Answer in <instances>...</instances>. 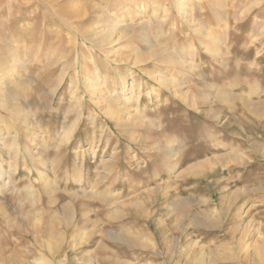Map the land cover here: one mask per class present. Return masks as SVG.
I'll return each mask as SVG.
<instances>
[{"label":"rangeland","instance_id":"obj_1","mask_svg":"<svg viewBox=\"0 0 264 264\" xmlns=\"http://www.w3.org/2000/svg\"><path fill=\"white\" fill-rule=\"evenodd\" d=\"M184 4L0 0V264H264V0Z\"/></svg>","mask_w":264,"mask_h":264},{"label":"bare ground","instance_id":"obj_2","mask_svg":"<svg viewBox=\"0 0 264 264\" xmlns=\"http://www.w3.org/2000/svg\"><path fill=\"white\" fill-rule=\"evenodd\" d=\"M177 2H178V9L179 10H181L182 9V7H184L185 6V4L184 3H186V8H188V0H176ZM135 5H134V8H136L137 9V11L139 10H141V5H138L137 3H134ZM158 6V5H157ZM159 6H163L162 4H159ZM163 8V7H162ZM105 10V9H104ZM193 10H192V8H190V9H187L185 12H184V20H185V22L190 26V28H192V29H197V21H196V19L194 18V15H193V12H192ZM153 13H155V10H153ZM165 16V15H164ZM97 24V23H96ZM96 24H95V26H96ZM100 25V24H99ZM97 28H99V27H97ZM110 28V26H106V27H102L101 28V31H99V32H97V33H95V36H94V38L92 39L93 41H95V42H97V41H99L101 44H102V47L103 48H108V47H113L114 45H117V43L119 42V40H121V38H119V39H115V36L114 35H111V34H108L107 33V30ZM93 29H96V27H94V28H92V30ZM115 31H121V29H120V27H119V24H115ZM123 31V30H122ZM264 33V29L262 30V32H261V34H263ZM91 34V32H89V33H87V36L86 37H88L89 35ZM85 37V38H86ZM207 49H209L208 47H207ZM152 57V56H151ZM148 60H151V59H149L148 58ZM145 60L144 59H142L141 57H135V59L132 61L133 62V64L134 65H139V64H142L143 62H144ZM4 72H2V71H0V77H2L3 76V78H6V75H4L3 74ZM97 74V73H96ZM98 75V74H97ZM99 76H101V75H99ZM85 77H83V79H84ZM88 80H87V84H89L88 85V92H90L89 93V99H91L92 101L93 100H95L94 99V97H95V95H96V93L97 92H101V93H103L102 91H105V89H104V86H101V84H102V81H101V78H93L92 77V79L91 78H87ZM106 82V81H105ZM159 83H161V82H159ZM132 86H134V83H132L131 84ZM131 86V87H132ZM109 87V86H108ZM141 91V90H140ZM149 92V91H148ZM111 93H112V91H111ZM88 94V93H87ZM110 94V93H109ZM139 96H140V94H138ZM86 97V96H85ZM133 97V96H132ZM138 98V97H137ZM81 99V98H80ZM98 99V98H97ZM83 101V100H82ZM131 101V100H130ZM139 101V100H138ZM137 101V102H138ZM103 108V107H102ZM107 113H109L110 115H114L115 114V111L113 110V109H111L109 106H105L104 108H103ZM128 111V110H127ZM138 113V112H137ZM108 114V115H109ZM130 117V116H129ZM140 118V117H139ZM141 119V118H140ZM77 124V123H76ZM128 124V123H127ZM129 126V125H128ZM74 128V127H73ZM71 131V130H70ZM72 132V131H71ZM71 132H68V133H66L65 134V137H70L71 136ZM64 134V133H63ZM69 139V138H68ZM17 147H18V145H17V143H13V145H12V147L11 148H14V149H16L15 150V153L17 154L18 153V151H17ZM20 153V152H19ZM94 155H96V153H94ZM1 156H0V161H1ZM8 172L7 171H5V170H3V169H1L0 170V177L1 178H4V179H6V176L8 175L9 176V173L7 174ZM41 174V173H40ZM9 178V177H8ZM10 181L8 180V183H9ZM247 227V226H246ZM260 257L261 258H264V251L262 252V250H261V252H260ZM42 263L43 264H49V261L48 260H46V259H42ZM185 264V263H184Z\"/></svg>","mask_w":264,"mask_h":264}]
</instances>
